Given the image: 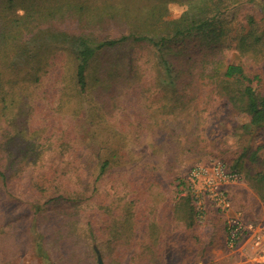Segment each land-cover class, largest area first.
<instances>
[{"label":"rangeland","instance_id":"obj_1","mask_svg":"<svg viewBox=\"0 0 264 264\" xmlns=\"http://www.w3.org/2000/svg\"><path fill=\"white\" fill-rule=\"evenodd\" d=\"M70 1L91 12H71ZM120 1L127 16L115 22L92 17L98 7ZM191 1L210 5L209 16L219 13L215 21L223 32L215 44V61L222 72L239 64L251 83L239 76L199 79L186 53L200 49L211 32L206 40L194 32L172 42L183 41L185 47L168 55L182 79L175 85L161 80L156 47L133 41L132 32L153 34L151 26L142 24L149 9L173 19ZM8 5L0 0V35L12 41L0 46L2 57L6 52L69 48L61 36L48 34L57 31L89 34L95 40L130 39L99 53L101 59L88 70L87 90L62 75L55 80L54 74L67 70L63 61L48 67L43 61L39 81L25 76L31 65L20 59L7 61L16 63L13 72L0 63V144L15 151L29 143L46 146L38 152L41 165H24L22 173L10 174L6 181L0 176V264H98L97 250L106 264H264L251 246L231 251L225 237L227 219L234 214L264 227V123L252 124L243 95L251 84L264 96V0H15L6 10ZM122 50L137 56V66L130 73V65L126 67L124 80L114 77L121 64L107 69L114 79L105 86L102 76L96 78L98 64L119 57ZM70 135L73 140H65ZM76 151L79 156H73ZM107 158L113 174L98 180ZM53 162L60 167L56 174L49 172ZM25 163L27 159L21 165ZM238 164L237 179L221 178L219 167L236 172ZM66 169L74 172L64 173ZM124 184L129 193L122 192ZM136 188H145V198L159 206L157 217L148 211L127 221L118 216L108 233L95 238V225L98 229L106 222L101 213H93L92 225L87 212L105 203L123 213L137 202L129 191ZM84 189L86 196H95L93 201L86 197L85 210L69 199ZM222 193L231 205L224 210L217 205ZM112 220L116 218L108 222Z\"/></svg>","mask_w":264,"mask_h":264},{"label":"trees","instance_id":"obj_2","mask_svg":"<svg viewBox=\"0 0 264 264\" xmlns=\"http://www.w3.org/2000/svg\"><path fill=\"white\" fill-rule=\"evenodd\" d=\"M8 2L9 5L6 10H10L15 5V0H8ZM69 5H71L69 9L71 12L72 10H76L78 13L82 11L84 12L83 14L91 12V10L89 8H86L85 5H81L77 2L72 4V2L70 1ZM209 8L210 5H206L205 7H203L201 1H191L188 5V9H186V11H184L179 17L173 19H167L165 14H163L162 12L149 9L145 13L142 24L151 26V29L148 32H153V34L151 35L146 32L144 34L141 33L137 36L132 32L133 41H146L156 47L158 55V66L161 69V76H163L161 80L164 83L175 85L182 79V76L176 71V68L174 66L176 63L173 61L174 58L171 59L168 55L170 54L169 52H172L176 55L181 50L185 51V47L183 48V41H181V43H176L173 46L171 45V43L180 41L178 37H182L185 39L187 36L192 35L194 32H201L203 35V40H206V37L209 36L210 32L212 33L209 41L203 42L202 47L200 49H197L194 54H188L185 52L188 56L187 59L190 64L189 66L193 69H197L200 80L203 81L207 78L215 79L216 76L222 77L223 79L238 78L237 76H239V78H242L243 81H248L250 83L253 81V79L246 75L243 66L239 64H229L225 71L222 72L218 63L215 61L218 54V46L215 44H218L221 41L223 31L220 30L215 21L219 13H216L217 15L214 16H209ZM127 15L128 11L126 6L124 5L123 1H120L118 3V6L109 4L106 7H98L97 10L93 12L92 17L95 18V21L105 17L110 18L111 21L115 22L116 18L124 17ZM57 32L58 33L51 32L48 34L49 36L53 37H57L58 35L61 36L63 42H67L69 48H52L50 51L41 49L36 50V52H30L26 50V53L16 52L14 54L13 52H6L3 57L0 53V63L3 62L7 69H11L8 72H13L15 70L16 63H8L7 61L10 59H15L16 61L17 59H20L23 65H31V70L27 71L25 76H28L27 78L32 77L35 80L39 81L44 74H41V72L44 71V66L42 65L43 61H47V67L49 62H51L53 66H57L59 62L63 61L64 64L67 65V70L64 71L63 74H61L54 68L56 71H58L56 74H54L55 80L59 82L62 75V80L63 77H66L68 80H73L74 82H76L77 85L80 86L81 90H87L88 70L93 61L101 59L99 53H102V51L105 50L106 53H109L111 49L127 43L130 39V36L123 35L120 38L95 40V38H92L89 34L69 35L65 32ZM0 36V46H2L4 43L10 44L12 42L9 38L5 37V34H1ZM168 49L170 50L168 51ZM1 50L2 47H0V52ZM137 61V56H127V52L122 50L119 57L114 58L113 56L111 60H100V64H98V75H96V78H98V76H100L101 78L102 76L101 79L103 80L105 86H108L109 83L114 79V77L116 79L119 78L121 80H124V78L127 77L125 74V72H127L126 67L130 65V73L137 66ZM118 63L121 64L122 68H119V71L115 69V65ZM211 64L213 65V69L210 68ZM112 67H114L115 69L114 77L112 76V72L110 74L106 73V70ZM3 70L6 71L5 69ZM49 70L50 68H47V72ZM210 70L211 72H213L212 74L209 73ZM21 71V69L18 71V76H20L19 74ZM243 95L247 96V104L245 109L252 115V124H254L255 126L262 125L264 123V96L257 95L255 87H253L251 84L245 86ZM63 138L64 137H62V139ZM65 140L72 141L73 135L66 137ZM11 141L12 140L10 138L9 142ZM6 145H8V143H6L5 145L0 144V176L4 181L9 178L10 174L13 176L22 173V166L27 165V167L36 168V166L40 164V161H43V159L39 158L41 153H38L39 151H42V149H46V146H44L42 143H38V145L35 143H29V145L22 151L7 149L8 146ZM3 147H5V149H3ZM73 156H79V154H77V151L73 154ZM24 159H27L28 163L21 165ZM239 165L240 164L236 165V167L234 166V168H236V172L239 169ZM49 166L50 174H56L60 172V167H58L56 163H50ZM109 166L110 159L107 158L101 163L100 170L97 174L96 179L100 180V177L102 175L110 173V171L107 170ZM66 171L72 174L74 172V169H66L64 173ZM42 174L43 173L37 175L42 176ZM111 174L113 173H110V175ZM124 186L125 188L123 187L122 192L126 193L128 184H124ZM112 188L115 189L116 185L113 184ZM66 189L67 187L64 188V190ZM129 191H133L134 195L137 196V202H133L130 206H127L123 213H118L113 204L105 203L101 205V209L93 208L91 211L87 212L92 225L94 224V220H96L95 217H93V213H101V217L104 219L103 221L106 222L104 223V225L102 223L100 227L98 226V229L94 224L95 229L92 231V235L95 236V238H98L96 237L97 235H102L103 237L104 231L108 233L110 231L109 228L112 229L113 222H116L118 220V216H122L121 219H125L127 221L130 220L132 216H136V219L140 218L139 214L141 216L142 214L143 216H146L145 211H148L149 213L151 212L150 214L155 218L157 217L159 206L155 204L156 202L152 203L151 200H148L149 198H145V188L139 190L137 188L130 189ZM127 193L129 192L127 191ZM76 194H79L77 198ZM86 194V189H84L83 191L79 190L78 192L74 191L69 199L74 200L73 202H76V206L82 205L81 207L85 210L87 208L88 200L86 199V197L89 196H86ZM146 194L149 195V197L152 195V193H148L147 191ZM117 195H120V193H117ZM94 198L95 196H89V199L91 201H93ZM121 199L123 200V197H121ZM139 203L141 205H138ZM90 206L92 205L90 204ZM111 218H116V220L108 222L109 220H111ZM36 247L38 250H41L43 246L38 241L36 243ZM102 257L104 259L105 255L103 254Z\"/></svg>","mask_w":264,"mask_h":264},{"label":"built area","instance_id":"obj_3","mask_svg":"<svg viewBox=\"0 0 264 264\" xmlns=\"http://www.w3.org/2000/svg\"><path fill=\"white\" fill-rule=\"evenodd\" d=\"M218 170L223 180H235L238 178V173L235 171L228 173L223 167H219ZM217 205L223 210L231 206L224 193L217 199ZM226 229L228 243L231 247H235L242 239H249L258 251H264V227L246 222L240 215L234 214L227 219Z\"/></svg>","mask_w":264,"mask_h":264},{"label":"crops","instance_id":"obj_4","mask_svg":"<svg viewBox=\"0 0 264 264\" xmlns=\"http://www.w3.org/2000/svg\"><path fill=\"white\" fill-rule=\"evenodd\" d=\"M225 237H226V244H227V247H228L229 249H231V251L237 252V251H239V250H246V248H247L248 246H251V248H253L256 252H258V253H260L261 255H263V256H261V255H259V254H256V255H259V256H256L257 260H258V259L260 260L261 257L264 258V253L262 254V252H259L258 249L254 246L253 242H252L251 240H249V239H242V240L239 241V243H238L235 247H231V246L229 245V243H228V239H227V229H226V226H225ZM254 250H253V251H254ZM263 260H264V259H263Z\"/></svg>","mask_w":264,"mask_h":264},{"label":"water","instance_id":"obj_5","mask_svg":"<svg viewBox=\"0 0 264 264\" xmlns=\"http://www.w3.org/2000/svg\"><path fill=\"white\" fill-rule=\"evenodd\" d=\"M97 253H98V264H106L99 250H97Z\"/></svg>","mask_w":264,"mask_h":264}]
</instances>
